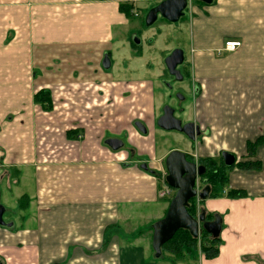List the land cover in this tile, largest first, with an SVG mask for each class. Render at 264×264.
I'll return each mask as SVG.
<instances>
[{"label": "crops", "instance_id": "0c3cea01", "mask_svg": "<svg viewBox=\"0 0 264 264\" xmlns=\"http://www.w3.org/2000/svg\"><path fill=\"white\" fill-rule=\"evenodd\" d=\"M160 1L0 0V205L14 224L0 226L2 264H186L162 262L152 246L153 224L171 202L159 191L173 150L196 162L219 150L236 156L223 190L202 203L223 229L218 256L201 252V263L264 264V0H191L182 20L185 81L171 88L164 57L181 47V36L172 43L167 35L172 24H161L147 50L131 39L133 18ZM165 40L167 52L144 62ZM228 40L242 45L226 51ZM43 89L51 110L35 101ZM187 89L194 116L185 97L172 106L199 126L196 151L181 132L183 147L151 160L106 143L122 140L123 128L142 133L135 119L154 122L140 106L155 109L163 96L161 116L164 95ZM250 161L261 168L239 167ZM141 220L145 231L136 230Z\"/></svg>", "mask_w": 264, "mask_h": 264}, {"label": "water", "instance_id": "95a60500", "mask_svg": "<svg viewBox=\"0 0 264 264\" xmlns=\"http://www.w3.org/2000/svg\"><path fill=\"white\" fill-rule=\"evenodd\" d=\"M203 1L212 2V0ZM187 6L188 0H162L149 10L145 17V23L147 26H151L159 16L169 22L176 23L185 15ZM134 41L140 43L138 38H134ZM184 59V51L180 48L173 50L165 59L168 71L172 75L177 76L179 74V77L181 76L180 79L183 78V75L178 66L183 64ZM104 65L106 67L110 66L108 57L105 58ZM179 98L182 99V96ZM157 125L166 131L174 130L184 133L192 141L196 140V137L201 133L199 126L195 123L183 124L182 120L175 116V109L169 105L164 107ZM136 126L143 134L147 133V129L142 123H136ZM106 143L113 149H119L124 144L118 138H109ZM222 159L228 167L236 163V156L230 152L223 151ZM165 165L167 170L165 180L170 187L176 190V193L165 216L153 224L152 246L156 258L162 256L163 245L171 240L180 229L188 230L195 238H198L202 231H206L213 238H218L223 229V218L221 215L215 214L212 220H208L206 210H202L197 217L190 214L188 210L192 199L206 200L212 191L210 185L205 186L200 191L196 188L198 179L206 174V166L198 164L196 161L188 160L187 154L180 150L170 152L165 160ZM141 168L148 170L149 166L143 163ZM4 213L5 207L0 205V226L12 227L14 225L13 222L4 220ZM0 264H2L1 261Z\"/></svg>", "mask_w": 264, "mask_h": 264}, {"label": "rangeland", "instance_id": "374dc122", "mask_svg": "<svg viewBox=\"0 0 264 264\" xmlns=\"http://www.w3.org/2000/svg\"><path fill=\"white\" fill-rule=\"evenodd\" d=\"M156 4H154V5H156ZM186 10H187V8H186ZM148 11L149 10L143 9L141 11L139 17L137 16L136 18H133V20H136V22L139 24V26H137L134 30L136 32V34L135 33L131 34V39L132 38L134 39L137 36V38L140 40V43L142 42L141 44L144 45V49L142 48V50L143 51L147 50V49H145L147 42H150L154 38H156L154 34H156L158 31H160V27L163 28L161 24H165V25L172 24L171 26L173 27V29L170 31L171 34L168 33L167 35H168L169 39L172 41V43L175 40L177 43L178 36H181L180 45L182 48L181 47H177V48H181L184 50V46L182 44V34H183V38L186 39V33L184 32V30L182 28V20L185 18V15L187 13L185 12V15L183 17H181V20L179 22H176V23H170L169 21H167L164 18H162L161 16H159L153 25L147 26L145 23V17L147 15ZM160 33H164V30L161 31ZM167 45L168 44L165 40L164 44L158 43L156 48L149 49L150 54L148 55V58L145 57L144 62L148 60L151 63L152 62L155 63L156 62L155 61V53L158 52L162 56L163 53L167 52V51H163L165 48H167ZM170 54L171 53H169V55ZM169 55H166L164 57V62H165L166 57ZM138 61H140V60H138ZM185 62H186V59L184 60L183 65L185 64ZM181 66L182 65H180L179 68ZM189 71H190V69H189ZM186 76H187V74H186ZM167 79L168 80H166L165 82H166L167 86L169 88H171V85L173 84V79L170 75L167 76ZM182 84H183V82H182ZM190 85H191V81L188 80L187 88H189L188 86H190ZM167 86L165 87V90L169 89V88H167ZM169 90H171V89H169ZM179 93H181V92H178V93L175 92L173 98H170L169 95H166V97L164 95V98L166 99L165 100L166 104L164 103L165 106L166 105L172 106V105L177 104L179 102V101H177V99L179 100L177 94H179ZM181 96L185 97L184 106H185V110L188 111V118L193 117L194 114H193V110H192V105H193L194 100H193L192 93L189 91V89H187L186 93H184V92L181 93ZM162 97L163 96H159L158 103L156 101L155 109L146 110L145 106L139 107V108L143 109V115L145 117H151V116L154 117V115H155V119H154V122H152V124L146 123L143 119L141 120L139 118L134 120V121H136L135 123H142L146 127V129H147L146 134H142V133L138 132L135 135V131L133 129H131L130 127L129 128L134 133H132L129 128H123L122 129L123 132L121 134V138H122V141L124 143V146L122 148L128 150L129 152L130 151L133 152L135 157L141 155V159H146V160L157 159V158L161 157L162 155H164L167 151H170V149H172V148L173 149H179V148L183 147V144L177 140L178 137L180 138L182 136L181 133L174 131V130L173 131L163 130L157 125V121L160 118L159 116L161 114L160 109L162 107L161 106V98ZM164 107H163V109H164ZM129 113H135V110L129 111ZM181 140H183V139H181ZM199 141L200 140L196 138V140H193V141L189 140V142H188V140L187 141L185 140V141H183V143L186 144L188 142L187 150L190 152H193V151H196V148L198 149V147H196V143H198ZM223 151H225V150H219L218 151V154H217L218 156L216 159L220 160ZM219 160H217V161H219ZM149 167L152 168V166H149ZM232 169L233 168H231L230 170H227V173H229ZM216 187L219 189L220 192L223 190L222 185H217ZM196 188L199 191L201 189H203L201 178L198 179L197 184H196ZM169 198H170L169 200L171 201L173 196L169 197ZM198 201H199L198 198H194V199H192L191 202H193L194 204L197 205ZM202 203H203V201L200 200V205L197 206V210H198L197 213L198 214L201 211L200 208L203 207ZM146 222H147L146 220H141L140 222H138L136 224V230L145 231L146 230V225H145ZM201 240L202 239L200 238L198 240V243H201ZM199 246H198V252H195V253L192 252V253L186 254L184 256L185 257L184 260H182V258L177 260L178 257H175L169 253H165V254H163V257H162L163 261L162 262L170 261V257H171L174 260H177V262L181 261L178 263H182V261H183L186 264H202L201 263V258H202L201 255L202 254H200L201 249ZM168 263H170V262H168Z\"/></svg>", "mask_w": 264, "mask_h": 264}, {"label": "trees", "instance_id": "16d2710c", "mask_svg": "<svg viewBox=\"0 0 264 264\" xmlns=\"http://www.w3.org/2000/svg\"><path fill=\"white\" fill-rule=\"evenodd\" d=\"M35 101L39 104H41L46 110H51L53 107L52 98L50 95V92L47 90H40L35 94ZM261 142L259 140L258 142L251 143L250 142V150L252 152H255L256 146ZM200 163L206 166V174L205 177H208L209 185L212 188V191L209 195V197H215L218 196L220 193L219 189L216 187L217 185H222L223 187L228 183V173L227 170H229L231 167L226 166L223 161L217 162L215 160H211L209 158H204L200 160ZM240 168L243 169H254L259 170L261 168L260 163H252L250 162H241L239 164ZM228 195L230 197H243L245 196V192L243 191H237V190H230L228 192ZM192 201V200H191ZM202 201V200H201ZM193 203V202H191ZM193 206V208H192ZM202 210H206L204 208H200ZM190 214H192L194 217L198 216L197 213V205L193 203V205H190L188 208ZM200 211V212H201ZM199 212V213H200ZM207 213V211H206ZM215 214H209L207 213V216L211 217ZM201 240V243H198L199 239ZM222 241L221 238H213L209 233L206 231H202L200 236L198 238H195L191 235V233L186 229H180L176 232V234L173 236L171 240L166 242L162 247V255L165 253H169L175 257H178V259L185 258L184 256L188 253H195L198 252V246L200 247V252H202L206 259H213L216 256H218L219 253V246L221 245ZM155 253V252H154ZM162 257V256H161ZM170 260L172 262L176 263L177 260H174L170 257Z\"/></svg>", "mask_w": 264, "mask_h": 264}, {"label": "built area", "instance_id": "2783aa9c", "mask_svg": "<svg viewBox=\"0 0 264 264\" xmlns=\"http://www.w3.org/2000/svg\"><path fill=\"white\" fill-rule=\"evenodd\" d=\"M191 2V0H188V4ZM242 45V42L239 40H228L225 43V50L226 51H235L237 50L240 46ZM166 182V181H165ZM176 190L172 187H170L167 182L164 184L162 189L159 191V197L164 199V198H169V197H174Z\"/></svg>", "mask_w": 264, "mask_h": 264}, {"label": "flooded vegetation", "instance_id": "af4514ba", "mask_svg": "<svg viewBox=\"0 0 264 264\" xmlns=\"http://www.w3.org/2000/svg\"><path fill=\"white\" fill-rule=\"evenodd\" d=\"M167 69V68H166ZM178 69H180L179 68V66H178ZM180 71H181V73H182V75H183V78L182 79H180V77H179V74L176 76V75H172L169 71H168V69H167V74L168 75H170L171 77H172V79L175 81V83H177V84H180V83H182V82H184L185 81V75H184V73H183V71L180 69ZM172 86V85H171ZM181 92V91H180ZM182 93V92H181ZM181 93H179V94H177V96H178V98L179 97H181ZM180 99V98H179ZM184 100V99H183ZM182 99H180V102L182 103V101H183ZM170 106V105H169ZM172 107V106H171ZM172 108H174V107H172ZM175 109V108H174ZM162 113H163V110H162ZM175 113H176V109H175ZM181 119V118H180ZM182 120V119H181ZM183 122V121H182ZM183 124H185L184 122H183ZM187 159L188 160H190V161H196L191 155H188L187 154ZM221 160L223 161V163H224V160L222 159V155H221ZM221 162V161H220ZM197 163L198 164H201L200 163V161H197ZM201 179H202V185H203V188L205 187V186H207V185H209L210 183H209V181L207 180L208 179V177H205V176H203V177H201ZM190 203H191V201H190ZM191 205H193V203H191ZM192 208H193V206H192ZM206 217H207V219L208 220H212L213 218H214V216H211V217H209V216H207V214H206Z\"/></svg>", "mask_w": 264, "mask_h": 264}]
</instances>
